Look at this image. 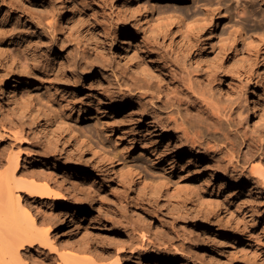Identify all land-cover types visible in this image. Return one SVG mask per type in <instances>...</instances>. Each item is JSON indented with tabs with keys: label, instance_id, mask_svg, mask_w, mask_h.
I'll list each match as a JSON object with an SVG mask.
<instances>
[{
	"label": "rangeland",
	"instance_id": "374dc122",
	"mask_svg": "<svg viewBox=\"0 0 264 264\" xmlns=\"http://www.w3.org/2000/svg\"><path fill=\"white\" fill-rule=\"evenodd\" d=\"M122 1L0 0V48L11 46L17 61L27 59L33 65L29 75L0 60V77L4 75L5 80L0 85V104L3 89H12L15 80H19L25 105L48 108L52 111L51 118L61 123L55 124L62 128L58 132L63 144L62 153L49 147L50 152L44 158L28 153L25 143L14 141L10 135L14 128L6 125L8 119L15 125L19 119L3 115L0 105V160L19 153L24 176H48L55 188L68 187V170L63 171L65 163L92 173V179L87 181L95 188L89 197L90 210L83 217L76 209L69 213L62 211L65 215L58 229L62 235L58 244L77 246L80 243L77 234L84 236L87 232L98 237L91 242L111 246L114 238L120 237L118 233L125 232L136 239L140 237L138 240L169 241L168 246L159 249L162 258L177 253L176 264H264V186L254 187L250 183L259 195L252 201L246 196V187L221 184L214 175L211 180L212 171L202 162L213 159V148L210 155L200 152L203 155L200 163L193 166L186 162V155L175 157V153L165 149L167 139L176 133L162 134L152 122L156 117L184 119L195 124L197 130L201 125L199 116L206 108L196 95L198 92L205 91L219 104H227L234 98L241 103L243 98L239 96L246 89L254 88L256 97L263 94L264 86L255 83L264 85V41L260 39V35L264 36V0H132L131 24L125 23L119 12ZM62 6L61 23L78 19L81 28L93 36L90 46L85 45L82 37L77 38L70 26L58 24ZM151 6L149 16L145 9ZM49 30L58 42L50 51L44 50V56L70 62L71 54H76L79 59L74 61L89 65L87 70L82 65L78 85L62 79L66 70L61 74L46 67L51 59L42 57L44 62L38 64L40 51L34 33L45 32L42 40L50 41L53 39L46 34ZM177 45L188 51V62L178 55ZM118 48L122 51L129 48L135 58L153 62L155 66L161 60L166 61L174 73L160 86L152 82L150 87L136 89L131 80L133 72L132 75L122 72ZM204 55L216 67L204 60L202 67H198L195 58ZM171 98L176 100L159 101ZM114 105L125 109L115 113ZM245 108L249 109L247 129L251 131L261 118L252 112L250 105ZM87 109L90 111L85 112ZM96 110L102 113L93 118ZM86 113L92 117L80 119ZM41 121L46 123L47 119L43 116ZM47 123L57 127L53 121ZM81 128L87 133L84 137ZM31 131L34 133V129ZM209 137V146L220 141L219 137ZM83 146L92 151L91 159L77 153ZM169 165L172 167L167 169ZM71 175L75 181L81 180L78 174ZM160 178L166 183H161ZM26 200L36 218L53 226L57 221L53 211L61 210L55 209L56 199L25 196L23 203ZM189 208L199 209L203 221H198ZM175 247L180 249L179 253ZM149 264L155 262L151 260Z\"/></svg>",
	"mask_w": 264,
	"mask_h": 264
},
{
	"label": "bare ground",
	"instance_id": "6f19581e",
	"mask_svg": "<svg viewBox=\"0 0 264 264\" xmlns=\"http://www.w3.org/2000/svg\"><path fill=\"white\" fill-rule=\"evenodd\" d=\"M131 1L132 0H123L119 10L123 15L125 23L128 24L134 21V3ZM174 1L182 2L183 0ZM151 9L152 6L149 9H145V13L149 16L152 15ZM63 10L64 8L62 6L60 18L57 20L58 24L64 27L70 26L72 30L76 32L77 38L82 37L85 45L90 46L93 36L86 33V31L81 28L80 23L77 22L78 19L76 21L72 19V21L66 22L64 20L61 23L64 16ZM70 13L72 14V12ZM35 22H37V20H35ZM34 26H36V24H34ZM133 27L134 31L135 29L137 30L135 24ZM49 31L50 32L47 31L46 34L50 35V39H53L50 41L42 40V35H44L45 32L44 34H42L41 31H35L34 33L38 37L35 43L40 51L37 53L38 64L44 62L42 57L51 59L48 54L44 56L43 51H50L57 41L56 37L53 35V31ZM260 39L264 41V36L260 35ZM95 41H98V37L96 36ZM177 48L180 58L188 62L190 60L188 58V51L181 45H177ZM124 51L118 48L117 52L118 58L120 57L122 61V72L131 75L133 72L135 76H133L131 80L136 89L150 87L152 82L160 86L164 84L167 76H172L174 73L166 61L161 60L160 63L155 66L153 62H146L135 58L129 51V48H126ZM45 53L46 52H44V54ZM71 53H73V51ZM57 57L60 58L59 56ZM81 57L82 56H80V58ZM77 58L79 59L76 54H71L70 60L72 61L70 62H63L64 59L60 61L56 58L51 59L49 64L45 62L47 64L45 65L46 67L48 66L55 69L58 73L66 70V74H64V76L61 75L62 79L64 78L68 82L78 85V83L81 82L80 76L83 73L82 70H84L82 67L84 66L87 70L89 65L87 63L80 65L79 62L74 61L77 60ZM152 58H155V56H152ZM0 60L7 61L9 64L16 66L22 73L25 72L30 75V72L31 74L33 72V65L30 61L28 62L27 59H24L25 61L23 62L17 61V56L12 51L11 46L0 48ZM82 60L84 59L82 58ZM203 60L207 61L208 65L214 68L215 63L206 55L195 58L196 65L202 67ZM250 72H252L251 69L249 70V73ZM249 73L247 74L249 75ZM26 77H28V75H26ZM15 81L16 83L12 89H3L0 104L3 115L8 114L9 116L19 119V124L17 125L9 119L6 120V125H9L8 127L10 128H14V130L11 129L10 135L14 141L25 143L26 149L29 150L28 153L33 154L35 157H46L50 152L49 147L53 148L56 153H62L63 144L60 141V134L58 132V130L60 131L61 126L59 125L61 123H58L55 118H51L52 111H48V108L43 110L44 108L42 109L39 106L37 108H31L25 105L23 100L24 96L19 90V83L21 82H19V80ZM3 83H5L4 75L2 78L0 77V85H3ZM218 83L222 85L221 79H219ZM259 85H262V87L264 86L261 82L257 81L255 86ZM243 88L244 87H242V89ZM196 95L202 99L206 106V108L203 109V114L199 116V121L197 120L201 124L200 126L197 125L201 130L199 128V130H196L194 128L195 124L193 125L191 121H186L184 119L177 121L176 119L169 118L172 119V121H170L169 119L160 120L156 117V119L152 120L162 134L167 133L168 135L170 132L176 133V136L167 139L165 149H167V151L169 150V153H175V157L186 155V162L194 166L200 163L199 159L203 156L199 154L200 152L210 155V150L213 148V159L202 162L207 170L212 171V173L214 172L210 174L211 180L215 179L213 177L214 175L215 177H219L221 184H234L236 188L246 187V196L253 201V197L257 198L259 195L255 189L253 190L252 185L264 186V92L260 97H256L255 95L257 94L254 88L246 89L242 95L239 96V98H243L241 103L237 101L238 98H234L227 104L213 102L205 91H200ZM175 100V98H171L159 101L160 103L161 101L173 103ZM7 104L10 106L8 107ZM245 105H250L252 112L255 113L257 117L261 118L258 120L257 124L253 126L251 131L247 129L249 109L245 108ZM44 106L45 105L42 107ZM113 107V112L115 113H120L125 109L123 106L119 105H114ZM87 111L90 110H85V112ZM94 113L95 116H93V118H98V115L102 112L101 110H96ZM43 116L47 119L46 123L41 121L43 120ZM90 117L92 116L86 113L85 116L80 117V119H87ZM51 121L59 125L55 124L57 127H53L50 123H47ZM10 128H8L9 131ZM31 129H34V133ZM154 129L156 130V128ZM82 130L81 128V136L84 137L87 133ZM72 133L74 134L75 131L72 130ZM169 136H171V134H169ZM209 136L216 139L219 137V143L214 146H209ZM77 153L79 156L87 157V159L93 157L92 151L84 146L80 147ZM105 156H108V153L105 152ZM21 161L19 153H11L5 160H0V264H149L151 260L154 261L155 264L179 263L177 253L168 254L170 258H162L164 255L159 248L162 245H164V247L168 246L169 241L159 239L153 241L150 238L138 240L140 237L136 239L125 232H120L118 234L120 237L124 235L127 236L128 240H122L120 237L114 238L116 240L114 243H110L111 246L91 242L92 240L97 241L98 237L95 236L96 234L93 235L87 232H85L84 236H80V233L77 234L79 236L78 240L80 241L77 246L69 247L67 245L58 244L57 240L62 238L58 229L62 221L61 217L65 215L62 211L67 210L65 212L69 213L76 209V213L83 217L90 210L89 197L94 192L95 188L87 181L92 179V173L86 172L76 164L65 163L63 171L65 172L68 170V187L55 188L54 183L48 176L42 177L34 174L24 176L26 173L24 174L22 172ZM54 161L56 162L57 160ZM136 167L138 166L136 165ZM171 167L172 166L169 165L166 168L169 169ZM71 174H78L81 180L75 181ZM160 180L161 183L164 182L163 179L160 178ZM250 183L253 184L250 185ZM64 190H69L70 195L65 193ZM25 196L30 199L38 198L40 200H45L53 198L57 200L55 209L61 210L53 211V213H56L55 216L57 217V221L53 226L48 225L47 220H39L34 216L29 208L30 206L27 205V200L23 203ZM189 210L198 221H203L199 209L189 208ZM136 215L139 217L140 214L137 212ZM51 233H54L53 237ZM68 238L71 239L69 236ZM147 239H149L148 241L150 242H148ZM174 250L178 253L180 251V249L176 247ZM127 253H130L129 257H127Z\"/></svg>",
	"mask_w": 264,
	"mask_h": 264
}]
</instances>
